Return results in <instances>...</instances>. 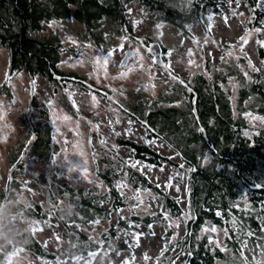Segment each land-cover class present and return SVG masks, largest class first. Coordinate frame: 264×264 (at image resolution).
<instances>
[{"label":"trees","instance_id":"trees-1","mask_svg":"<svg viewBox=\"0 0 264 264\" xmlns=\"http://www.w3.org/2000/svg\"><path fill=\"white\" fill-rule=\"evenodd\" d=\"M229 1L235 0H195L191 14L181 16L172 10L162 15L164 5L160 0H0V47L7 52L10 74L23 69L31 76L41 74L54 80L56 75L72 80L78 77L57 69L61 51L57 44L36 35L48 24L73 19L81 24L84 40H92L102 50L105 46V34L99 32L102 22L110 20L131 35L126 8L136 4L151 14L157 24L175 27L188 40L191 26H203L206 18L227 9ZM241 1L250 12L246 27L263 30L264 12L259 9L258 0ZM258 53L263 55L260 48ZM228 77L216 73L210 79L197 73L190 91L181 92V109L167 106L145 111L141 99L125 113L143 128L145 142L116 139L115 144L127 149L130 157L143 165L183 173L188 184L184 209L179 198L164 192L147 176L132 168L124 169L131 189L150 191L159 200L157 220L167 224L168 215L169 219L180 221L184 211L188 212L189 218L181 223L182 234L178 237V232L166 228L161 251L152 258L154 263L174 264L178 257L184 256L182 264H248L244 256L246 247L254 259H259L264 250V128L253 133L244 117L251 112L264 118V76L256 72L253 81L247 83L244 75H238L235 111L229 92L224 93L219 84H226ZM168 102L171 101L165 103ZM155 140H161L180 162L152 149L149 143ZM47 148L40 147L43 156ZM119 165L117 162L113 169L108 162L102 171L96 172L107 190L101 200L89 190L65 184L58 187L56 194H66L63 200L70 199L78 206V215L71 218L62 215L59 219L61 236L72 244L71 250L55 253L31 236L30 252L44 264H76L79 259L94 258L99 253H112L124 263L133 260L138 247V234L133 227L143 225L148 230L152 218L144 214L125 219L121 215L125 204L115 187L121 172ZM182 165L187 168L185 172ZM109 199L110 208L106 209L103 204ZM51 205H57L56 201ZM41 209L39 205L29 208L28 216L43 222L47 214ZM111 213L115 222L109 221L99 233V242H92L88 236L92 224L103 218L109 220ZM213 228L221 232V247L213 246L214 236L206 234ZM69 252L70 257L66 254Z\"/></svg>","mask_w":264,"mask_h":264},{"label":"rangeland","instance_id":"rangeland-1","mask_svg":"<svg viewBox=\"0 0 264 264\" xmlns=\"http://www.w3.org/2000/svg\"><path fill=\"white\" fill-rule=\"evenodd\" d=\"M228 4L229 7L221 14L206 18V26H191L188 40L175 27L157 24L151 14L142 11L136 4L126 8V22L132 29V36L110 20L102 22L99 30L105 34L102 50L97 49L92 40H84L81 24L73 19L52 22L36 33L39 38L55 42L61 50L57 69L63 74L78 77L66 79V83H60L58 79L48 83L40 75L33 77L37 108L43 109L38 116H34V126L40 130L49 146L44 156L26 165V174L18 180V185L19 192L28 197L27 209L39 205L42 212L47 214L43 222L28 216L31 236L41 245L46 244L44 247L55 253L72 249V244L61 236L63 228L59 219L63 215L61 205L66 194H56L57 189L65 184L75 189L89 190L97 200H101L100 197L105 196L107 190L96 172L102 171L108 162L113 169L117 162L121 167L115 184L125 204L121 215L125 219L130 215H150V231L143 225L133 227L138 234V247L131 261L124 263L122 258L112 253H99L94 258L79 259L76 264H157L152 258L161 251L166 228L178 232L176 237L182 234L180 225L189 218L188 212L184 211L180 221L171 220L168 215L165 217L168 219L167 224L157 220L159 200L150 191L131 189L127 183L128 173L124 169L132 168L147 176L164 192L179 198L185 209L188 184L184 174H176L168 167L158 169L136 162L127 149L118 147L115 141L128 139L144 143L143 128L125 113L141 99L144 100L145 111L167 106L181 109V92L184 89L190 91L197 73L210 79L216 73L229 76L226 84H219L224 93L229 92L232 108L236 110L238 75H244L247 83L253 81L252 76L256 72L264 76V29L246 27L250 12L243 1H229ZM257 4L264 12V0H258ZM154 43L160 44L162 48V66H156L152 60L149 50ZM259 48L263 52L262 56H259ZM128 50L134 52V56L127 60L124 68L119 67L124 52ZM101 51L105 54H101ZM6 53L0 47V96L8 92L21 97L18 108L25 111L30 77L23 69L9 75ZM167 100L171 102L165 103ZM244 117L253 133L264 128V118L251 112ZM6 129L10 133H4L0 138L2 151L17 141L16 126L12 124ZM17 138L22 140L23 136ZM149 146L180 162L161 140L150 142ZM181 167L185 172L187 168ZM55 201L57 205L54 206L59 208L57 210H53L54 206L51 205ZM103 206L109 209L110 199ZM110 215L109 220L103 218L92 224V230L88 233L92 242H99V233L106 229L109 221L115 222L113 213ZM206 234L214 236L211 241L213 246H222L219 230ZM248 250L246 247L244 252L248 264H264V250L259 259H254ZM22 251L25 250H17L16 255ZM30 255L36 264H44L33 253L30 252ZM183 262L184 256H180L174 264ZM8 264H12V261L9 260Z\"/></svg>","mask_w":264,"mask_h":264},{"label":"flooded vegetation","instance_id":"flooded-vegetation-1","mask_svg":"<svg viewBox=\"0 0 264 264\" xmlns=\"http://www.w3.org/2000/svg\"><path fill=\"white\" fill-rule=\"evenodd\" d=\"M9 75H12L10 74V68ZM39 75L45 78L48 83L55 81V79H58L60 83H66V79L62 80L61 76L55 75L54 80H50L45 75ZM29 77L31 82L30 92L28 93L25 111L18 108V100L21 97L15 94L11 95L8 92L0 96V138L4 133H10L6 128H9L12 124L18 129L17 135H15L17 139L15 144L8 146L4 151L0 149V199H3L9 190L19 191L18 180L22 178L23 174H26V165L42 156L40 150L42 145L45 148L49 146L48 141L40 134V130L34 126V116H38L39 111L43 109L37 108V98L34 94L35 80H33V77L36 76L29 75ZM55 83L59 84V82ZM17 136H23V139L19 140ZM12 138H8V140Z\"/></svg>","mask_w":264,"mask_h":264},{"label":"clouds","instance_id":"clouds-1","mask_svg":"<svg viewBox=\"0 0 264 264\" xmlns=\"http://www.w3.org/2000/svg\"><path fill=\"white\" fill-rule=\"evenodd\" d=\"M164 5L162 15L172 10L181 16L190 15L195 0H160ZM28 197L19 191L9 190L0 199V264H36L29 251L31 239V222L28 218ZM77 204L65 199L61 205V212L65 218L78 215ZM24 249L16 255L17 250ZM74 251V250H73ZM9 253H12L10 256ZM71 256V252L66 253Z\"/></svg>","mask_w":264,"mask_h":264},{"label":"water","instance_id":"water-1","mask_svg":"<svg viewBox=\"0 0 264 264\" xmlns=\"http://www.w3.org/2000/svg\"><path fill=\"white\" fill-rule=\"evenodd\" d=\"M152 50H155L156 52L159 53V55L156 56L155 59L153 58V55L151 54L154 64L156 66H162L164 64V62H163L162 56H161L162 55V48L160 47V44L154 43L152 45ZM101 54H105V52L101 51ZM133 56H134V52H132L130 50L125 51L124 54H123V58H122V60L119 63V67L124 68L126 66V64H127V60L130 59Z\"/></svg>","mask_w":264,"mask_h":264},{"label":"snow or ice","instance_id":"snow-or-ice-1","mask_svg":"<svg viewBox=\"0 0 264 264\" xmlns=\"http://www.w3.org/2000/svg\"><path fill=\"white\" fill-rule=\"evenodd\" d=\"M149 51H150V53L153 55V58H154V59H155L156 56L159 55V53L156 52L155 50L150 49ZM106 62H107V61H105V63H106ZM202 131H203V130H202ZM169 186H170V185H169ZM137 198H139V197H137ZM212 231H215V229L213 228Z\"/></svg>","mask_w":264,"mask_h":264}]
</instances>
